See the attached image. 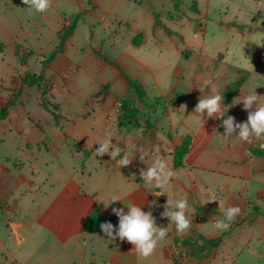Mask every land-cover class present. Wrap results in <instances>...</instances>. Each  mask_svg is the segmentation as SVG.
<instances>
[{
  "label": "rangeland",
  "instance_id": "374dc122",
  "mask_svg": "<svg viewBox=\"0 0 264 264\" xmlns=\"http://www.w3.org/2000/svg\"><path fill=\"white\" fill-rule=\"evenodd\" d=\"M78 12L62 51L43 66L63 26ZM154 13L160 25H154ZM137 33L140 43L133 41ZM26 72H42L48 91L42 95L38 86L24 85V102L17 101L0 120V264H51L50 246L39 247L32 238L35 227L12 226L48 198L44 191L36 194V185L47 186L48 193V185L77 182L88 172L83 151H93L87 164L92 168L100 157L94 158L97 142L109 138L130 154L140 128L167 143L169 169L178 135L191 134L193 154L160 189L167 193L162 200L188 201L191 228L183 235L173 228L174 235L221 236L220 245L202 259L173 241L176 264H264V157L250 152L264 140L226 138L221 126L228 115L238 123L247 120L243 103L233 106L245 95L255 91L264 104V0H182L177 9L173 0H52L45 13H30L22 0H0V106L12 99ZM124 74L140 82L144 101L128 89ZM240 77L243 83L231 94ZM177 92L185 102L175 99ZM214 94L223 97L228 111L225 107V116L213 119L205 113L201 123L194 108ZM123 97L138 109L140 126L118 123ZM230 206H238L240 214L227 230L215 229V220Z\"/></svg>",
  "mask_w": 264,
  "mask_h": 264
},
{
  "label": "crops",
  "instance_id": "0c3cea01",
  "mask_svg": "<svg viewBox=\"0 0 264 264\" xmlns=\"http://www.w3.org/2000/svg\"><path fill=\"white\" fill-rule=\"evenodd\" d=\"M182 124V120H179L174 125L177 135V130ZM185 135L191 134L178 135L173 149ZM208 141L207 136L202 144L204 150L208 146ZM166 149L169 150L164 140L154 135L151 130H145L137 136L136 140H133L129 150V156L133 157L129 165L130 169L117 164L116 161L121 158L120 156L112 160L108 154L97 157V164L93 163L94 166L88 168L87 164L91 162L93 155V151H90L88 155L86 154L87 156L83 155V167L88 170L87 173H81L77 182L69 181L60 187L48 185V193L45 191L47 186L36 185L34 189L36 194L44 191L43 195L48 198L41 200L40 206H34L31 214H24L22 221L13 223L12 226L16 228L23 224L24 227H35L36 231L32 238L39 247L50 246L51 264H170V259H172L171 264H174L171 246L175 235L172 226L171 230L168 229L166 239L147 260L138 259L132 251L133 245L126 240L120 241L117 238L112 241L109 238H102L97 233H87L82 230V224L92 209L96 208L106 216H116L112 208H123L127 212V206L131 204L140 206L143 211H151L158 226L160 222L167 225L169 220L162 218L159 214V210L164 209L167 201L162 200L163 195L153 194L162 190L145 185L136 174H140L141 169H144L151 158L165 161L163 151ZM173 149L170 150L172 153ZM170 151L166 156L171 157ZM140 153L145 156L146 163L140 160ZM191 153L193 154L192 149L185 157L183 165L190 159ZM177 168L180 167H174L172 162L171 170L175 172ZM207 168L213 169L212 166ZM29 184L34 185L32 181ZM113 195L119 196L121 201L111 203L107 208L102 202H98V200L107 202ZM153 202H155L154 205ZM15 233L19 234L17 230Z\"/></svg>",
  "mask_w": 264,
  "mask_h": 264
},
{
  "label": "clouds",
  "instance_id": "9594fccd",
  "mask_svg": "<svg viewBox=\"0 0 264 264\" xmlns=\"http://www.w3.org/2000/svg\"><path fill=\"white\" fill-rule=\"evenodd\" d=\"M24 5L28 6V11L35 13H45L51 7L52 0H22ZM260 95L254 91L252 94L245 95L242 99L233 102V106L243 103V109L248 113L245 122H236L235 117L228 115L226 119H222V127L225 129L222 134L229 138L234 134L242 142H250L252 138L264 140V104L260 102ZM223 97L220 94H214L209 97L200 98L194 108V113L200 118L203 123L202 116L206 113L209 119L222 118L221 115L226 106L223 105ZM186 110V105H182ZM227 111H228V107ZM254 109V110H253ZM143 132V128L136 130V135L139 136ZM112 139H106L100 142L99 147L94 152V158L108 154L112 160L116 157L121 158L116 161L120 167L130 165L132 158L121 147L112 143ZM264 147V145H262ZM123 153V155H121ZM140 160L144 163L145 156L140 153ZM148 165L147 169H141L140 176L145 185L154 186L157 189H165L171 179L176 175L163 159H154ZM155 196L167 194L166 192H155ZM168 196V195H167ZM121 201L119 196L113 195L107 202H102L107 208L111 203ZM215 201V200H213ZM210 202V201H209ZM155 202H153V205ZM128 211L123 208H112V212L118 217V227H114L112 223H101L100 228L110 240L119 238L120 241H127L133 245L132 251L140 260H147L151 257L160 244L168 235V227L158 226L156 219L151 211H143L140 206L131 204L127 206ZM189 205L186 198L173 199L168 196L167 202L164 205V211L161 213L162 218H167L169 224L175 226L178 235L186 234L191 228V220L186 214ZM241 209L238 206L227 207L223 212V219H217L214 222L215 229L225 231L231 223L240 214Z\"/></svg>",
  "mask_w": 264,
  "mask_h": 264
},
{
  "label": "trees",
  "instance_id": "16d2710c",
  "mask_svg": "<svg viewBox=\"0 0 264 264\" xmlns=\"http://www.w3.org/2000/svg\"><path fill=\"white\" fill-rule=\"evenodd\" d=\"M182 0H173V6L175 9L178 8V5L181 3ZM81 12H78L73 20L63 26L59 37L60 41L59 44L52 49L48 55L43 57L42 64L43 66H46L48 63L52 62L56 56V54L59 51H62L64 41L66 37L73 31L76 21L78 17L81 15ZM154 25H160V20L158 18V14L154 13ZM167 30V29H166ZM167 32L170 34L171 31L167 30ZM140 33H137L135 35V38L133 41L135 43H140ZM21 61H24L22 57H20ZM126 81H127V87L129 90L133 91L134 94L138 97L140 101H144L145 99V92L140 84V82L137 79L131 78L127 75H125ZM244 77H240L237 79V81L234 83L233 89L231 90V94H234L237 92L238 88H240L241 84L244 81ZM32 86L36 85L41 89V94L45 95L47 93V83L45 82L44 75L42 72L40 73H34V72H26L20 79V86L18 90L13 94L12 99L5 102L2 106H0V120L5 119L9 113V109L11 106H13L17 101L24 102L23 98H20V95L23 94V86ZM25 96V95H24ZM175 99L178 102H185L184 95L182 93H175L174 94ZM53 106V120L57 122L59 118V114L55 112L54 110L57 109L58 105L55 103ZM46 107V105H44ZM120 112L118 114V123L122 126L131 125V126H140V115L138 112V109L134 107L133 101L129 99L128 97H123L120 100ZM193 143V138L190 135H185L182 137L180 143L174 148L173 152V165L174 167H181L183 166L184 158L186 157L187 153L189 152L191 146ZM90 151L84 150L83 153L86 155ZM250 152L253 155L264 157V148H252L250 149ZM198 208V207H197ZM198 210V209H197ZM200 210V209H199ZM256 211L255 214H257V209H254ZM110 222L113 224L114 227H118V217L117 216H106L103 215L98 209L94 208L92 209L87 217L85 218L83 224H82V230L87 233H97L102 238H108L105 236L103 231L100 228L101 223ZM174 230L175 226L173 227ZM174 242H180L185 246H189L192 248L191 253L196 255L198 259H202L205 257H208L210 255V250L215 249L220 245L221 242V236H205L204 234L200 232H196V234L193 235H186L183 238H180L178 235L174 236ZM199 250V252H198ZM173 262L176 264V259L173 256Z\"/></svg>",
  "mask_w": 264,
  "mask_h": 264
}]
</instances>
